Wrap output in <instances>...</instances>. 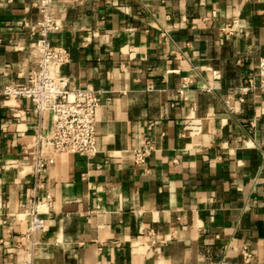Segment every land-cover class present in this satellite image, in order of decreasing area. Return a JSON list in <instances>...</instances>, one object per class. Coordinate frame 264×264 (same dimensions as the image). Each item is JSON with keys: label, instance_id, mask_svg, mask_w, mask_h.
<instances>
[{"label": "crops", "instance_id": "crops-1", "mask_svg": "<svg viewBox=\"0 0 264 264\" xmlns=\"http://www.w3.org/2000/svg\"><path fill=\"white\" fill-rule=\"evenodd\" d=\"M34 2L0 0V88L32 66ZM53 5L68 90L99 95V152L56 155L34 191L35 119L16 125L0 109V264L27 258V222L8 217L28 199L45 220L30 264H264V90L240 91L257 85L264 0ZM50 128L45 113L42 134ZM146 141L152 152L136 166Z\"/></svg>", "mask_w": 264, "mask_h": 264}, {"label": "built area", "instance_id": "built-area-1", "mask_svg": "<svg viewBox=\"0 0 264 264\" xmlns=\"http://www.w3.org/2000/svg\"><path fill=\"white\" fill-rule=\"evenodd\" d=\"M33 7L39 18L31 26L24 25L30 38L27 54L32 66L24 75L22 83H7L0 88V109L7 107L16 125L24 123V113H31L35 119L34 149L27 168L33 177L35 191L43 187L56 155L73 154L91 158L99 152L95 122L100 99L98 93L91 89L68 90V77L60 71L68 63L67 51L50 42V36L58 33L62 27L61 19L54 12L53 0H35ZM222 30L228 31L227 26ZM212 77L217 79L218 73L213 72ZM256 77V86L251 82L242 86L240 91L245 93L255 88L264 90V57L258 60ZM189 84V81H182L178 89L180 96ZM23 100L30 105L28 112L19 108ZM45 113H49L51 120L50 134L47 136L41 130ZM151 152L150 142H144L132 151L133 163L144 166ZM40 209L38 202L28 199L15 214L8 217L10 220H26L24 241L29 253L37 237L44 231L45 220L41 217ZM29 253L19 264H30Z\"/></svg>", "mask_w": 264, "mask_h": 264}]
</instances>
